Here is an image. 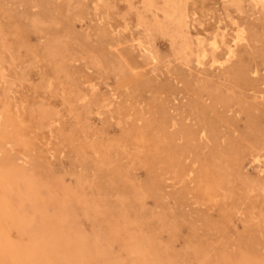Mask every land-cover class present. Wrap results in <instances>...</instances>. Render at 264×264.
<instances>
[{
    "label": "rangeland",
    "instance_id": "374dc122",
    "mask_svg": "<svg viewBox=\"0 0 264 264\" xmlns=\"http://www.w3.org/2000/svg\"><path fill=\"white\" fill-rule=\"evenodd\" d=\"M154 4L0 0V264H264V9L184 1L193 48L244 27L216 67Z\"/></svg>",
    "mask_w": 264,
    "mask_h": 264
},
{
    "label": "bare ground",
    "instance_id": "6f19581e",
    "mask_svg": "<svg viewBox=\"0 0 264 264\" xmlns=\"http://www.w3.org/2000/svg\"><path fill=\"white\" fill-rule=\"evenodd\" d=\"M145 1V0H144ZM148 1V8H154L155 4H154V0H147ZM184 1L185 0H162V7H160V9L158 8V10H160L162 12V15L164 16V21H158V20H154V22L152 23V28L153 29H157L159 31H164V32H168L173 44L176 43L175 46L178 47V53L183 56V58H189L190 56H194V61L196 62L197 65H201L204 64L206 61H208L210 63V65L214 64L216 65V67H222V65L228 61H230L233 57H235V49L238 47V45L243 42H246V35H245V30L244 27L239 26L238 24H236V21L234 20L233 23L235 24V34L230 38V39H226L225 38V34L224 31H220L222 33H215L212 34L211 37L209 39H205L201 36H199L198 34H195L194 38L196 43H195V48L192 47V41H191V37L189 36V34L187 35V32H185V28H187V15L184 9ZM237 2L238 0H232ZM251 2L255 5V6H260L264 9V0H251ZM254 8V7H253ZM187 11V10H186ZM101 18V17H100ZM152 20V19H151ZM164 22V23H163ZM13 25V24H12ZM11 26V25H10ZM109 28V27H108ZM170 28L171 31H167L166 29ZM112 30V28H111ZM151 30V29H150ZM218 30V29H217ZM120 31V30H119ZM106 33V31H105ZM111 33V32H110ZM229 34V33H228ZM106 35V34H105ZM231 35V34H230ZM108 36V35H107ZM167 36V35H166ZM227 37V36H226ZM106 38V36H105ZM145 39V38H144ZM107 40V39H106ZM102 41V40H101ZM116 42V41H115ZM99 43V42H98ZM104 43V41H103ZM109 43V42H108ZM100 44V43H99ZM144 44V43H143ZM106 45V44H104ZM139 45V44H138ZM146 45V44H144ZM112 47V46H111ZM140 47V46H139ZM119 48V47H118ZM141 48V47H140ZM146 48V47H145ZM142 49V48H141ZM105 50V49H104ZM112 52V51H111ZM123 52V50H122ZM97 53V52H96ZM112 54V53H111ZM124 54V53H123ZM107 55V54H106ZM125 55V54H124ZM127 55V54H126ZM108 56V55H107ZM120 56V55H119ZM146 58L148 55H145ZM179 56V55H178ZM149 57V56H148ZM123 58V57H122ZM150 58V57H149ZM148 59V58H147ZM149 60V59H148ZM189 61V59H187ZM109 61V60H108ZM125 61V60H124ZM127 63V62H126ZM129 63V62H128ZM105 74V73H104ZM111 74V73H109ZM113 75V74H112ZM133 76V75H132ZM136 76V75H135ZM118 77V76H117ZM128 78V77H127ZM137 78V77H136ZM126 80V79H125ZM83 81V80H82ZM156 82V81H155ZM85 83V82H84ZM117 83V82H116ZM89 84V83H88ZM114 84V83H113ZM92 86V84L90 85V87ZM124 86V85H123ZM89 87V86H88ZM120 87V86H119ZM137 87V86H136ZM94 88V87H92ZM131 88V87H130ZM133 88V87H132ZM131 88V89H132ZM93 90V89H92ZM123 90V88L121 89ZM136 90V89H135ZM134 90V91H135ZM126 93V92H124ZM138 94V93H137ZM118 96V95H117ZM91 98V97H90ZM126 98V97H125ZM131 98V97H130ZM110 99V98H109ZM118 99H120L118 97ZM129 99V98H127ZM81 102H83L85 105L88 104V100H86L85 95L80 97ZM90 100V99H89ZM131 100V99H130ZM155 100V99H154ZM135 101V100H134ZM96 101L94 100V103ZM101 102V101H100ZM67 103V102H66ZM112 103V102H110ZM127 103V102H126ZM163 103V102H162ZM161 103V104H162ZM96 106L98 104L95 103ZM94 104V105H95ZM157 104V103H156ZM107 105V104H106ZM118 105V104H117ZM161 106V105H160ZM164 106V105H163ZM130 107V106H129ZM90 108V107H89ZM118 109V108H117ZM132 109V108H131ZM158 110V109H156ZM119 111V110H118ZM66 112V111H65ZM138 114V113H136ZM135 114V115H136ZM141 115V114H140ZM118 116V115H117ZM134 114L132 116H129L130 119L131 117H133ZM142 116V115H141ZM164 116V115H163ZM135 117V116H134ZM139 117L140 116H136ZM135 117V118H136ZM162 117V116H161ZM128 118V117H127ZM139 120V119H136ZM141 120V119H140ZM118 121V120H117ZM136 122V121H135ZM4 123V121H3ZM0 125H2L0 123ZM142 127V126H141ZM145 127V126H144ZM142 127V128H144ZM142 128H140V130H142ZM146 129V128H145ZM139 130V131H140ZM146 131V130H145ZM144 130H142V132H145ZM141 132V131H140ZM139 132V133H140ZM142 135H140L141 137ZM160 142V140L158 141ZM149 153V152H148ZM211 159V158H210ZM253 161L255 162V164H257V167L260 166V171L264 172V166L259 158V156H255L253 157ZM166 162V161H165ZM153 165V164H152ZM226 165V164H225ZM186 170V169H185ZM165 171V170H164ZM184 172V171H183ZM192 169H188L186 171V173L184 174L186 177L189 176L190 174H192ZM259 172V171H258ZM172 173V172H171ZM260 173V172H259ZM159 174V173H158ZM174 175V174H173ZM183 175V177H184ZM84 176V175H83ZM190 178V177H189ZM185 179V178H184ZM188 180V178H186ZM190 180V179H189ZM175 181V180H174ZM257 181V180H255ZM25 183L20 184L16 190V192L14 194H16L18 197L21 198V200L19 199V203H20V208L23 209L24 208V201L25 199H28V197L30 198V194H33L35 191V188L33 185H31L30 183H26V181L24 180ZM250 183H255L254 180H251ZM210 185V184H209ZM208 185V186H209ZM252 185V184H251ZM207 186V187H208ZM212 186V185H211ZM249 186V185H248ZM12 187V186H11ZM210 187V186H209ZM208 187V188H209ZM213 187V186H212ZM207 188V189H208ZM206 189V188H205ZM206 189V190H207ZM210 189V188H209ZM208 189V190H209ZM207 190V191H208ZM211 190V189H210ZM12 191H14L12 189ZM205 191V190H204ZM216 192V191H215ZM215 192L213 194H215ZM252 193V192H251ZM258 194V192H255ZM1 194V193H0ZM8 196V193H5ZM213 194H209V195H213ZM216 195V194H215ZM14 196V195H13ZM12 196V197H13ZM214 196V195H213ZM217 196V195H216ZM215 196V197H216ZM223 197V196H222ZM214 198V197H213ZM12 199V198H11ZM232 199V198H231ZM35 201V200H34ZM37 202V200H36ZM239 203V202H238ZM3 204L0 202V209L1 206ZM8 205V204H7ZM27 205V204H26ZM12 206V205H11ZM28 206V205H27ZM26 206V207H27ZM54 206V204H53ZM25 207V208H26ZM55 208V207H54ZM20 209V210H21ZM39 211V210H35ZM24 214V213H23ZM23 216V215H22ZM20 217V216H19ZM12 220V219H11ZM10 220V221H11ZM253 220V219H252ZM9 221V222H10ZM32 228V227H31ZM1 236V235H0ZM1 239V237H0ZM1 243V242H0ZM57 247L58 242L56 241L55 243H51V246ZM49 249H47V252H51L54 253L55 249L53 247H51ZM59 249V247H57ZM12 250V249H11ZM7 252V251H6ZM46 252V253H47ZM136 252V251H135ZM25 253V252H24ZM47 253V255L49 254ZM139 253V252H138ZM7 256V255H6ZM10 256V255H9ZM13 256V255H12ZM4 258V257H3ZM2 258V259H3ZM4 260V259H3ZM13 261V260H12ZM4 262V261H3ZM11 263V262H9ZM8 263V264H9ZM136 263V262H135ZM16 264H30L28 261L26 260H18L16 262Z\"/></svg>",
    "mask_w": 264,
    "mask_h": 264
}]
</instances>
